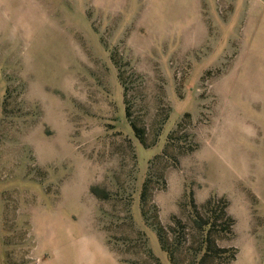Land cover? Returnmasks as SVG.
I'll use <instances>...</instances> for the list:
<instances>
[{
  "label": "rangeland",
  "instance_id": "374dc122",
  "mask_svg": "<svg viewBox=\"0 0 264 264\" xmlns=\"http://www.w3.org/2000/svg\"><path fill=\"white\" fill-rule=\"evenodd\" d=\"M0 264H264V0H0Z\"/></svg>",
  "mask_w": 264,
  "mask_h": 264
},
{
  "label": "trees",
  "instance_id": "16d2710c",
  "mask_svg": "<svg viewBox=\"0 0 264 264\" xmlns=\"http://www.w3.org/2000/svg\"><path fill=\"white\" fill-rule=\"evenodd\" d=\"M209 205H210V200H208V201L206 202V204H205L204 207H207V206H209ZM225 207H226V206H224V207L221 209L220 214H219V217L223 218V219L226 221V223H227V228H228L229 231H230V227L233 225V219H232V218L226 213ZM212 223H213V222H212Z\"/></svg>",
  "mask_w": 264,
  "mask_h": 264
}]
</instances>
